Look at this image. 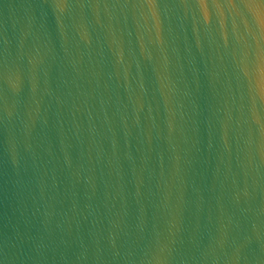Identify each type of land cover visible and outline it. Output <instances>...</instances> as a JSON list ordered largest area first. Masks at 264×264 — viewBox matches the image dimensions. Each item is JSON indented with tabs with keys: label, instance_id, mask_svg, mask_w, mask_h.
Returning <instances> with one entry per match:
<instances>
[{
	"label": "water",
	"instance_id": "1",
	"mask_svg": "<svg viewBox=\"0 0 264 264\" xmlns=\"http://www.w3.org/2000/svg\"><path fill=\"white\" fill-rule=\"evenodd\" d=\"M0 264H264V0H0Z\"/></svg>",
	"mask_w": 264,
	"mask_h": 264
}]
</instances>
